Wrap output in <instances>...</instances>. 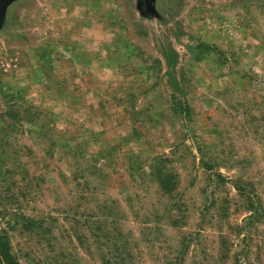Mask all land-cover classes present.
<instances>
[{"label": "rangeland", "instance_id": "374dc122", "mask_svg": "<svg viewBox=\"0 0 264 264\" xmlns=\"http://www.w3.org/2000/svg\"><path fill=\"white\" fill-rule=\"evenodd\" d=\"M136 5L8 6L0 225L12 253L264 264V0H157L159 19Z\"/></svg>", "mask_w": 264, "mask_h": 264}, {"label": "trees", "instance_id": "16d2710c", "mask_svg": "<svg viewBox=\"0 0 264 264\" xmlns=\"http://www.w3.org/2000/svg\"><path fill=\"white\" fill-rule=\"evenodd\" d=\"M164 59L169 69L175 70L178 64V54L172 49L163 52ZM167 175H160V183L165 181ZM163 189V187H162ZM0 264H19L12 253L9 237L4 228L0 225Z\"/></svg>", "mask_w": 264, "mask_h": 264}, {"label": "water", "instance_id": "95a60500", "mask_svg": "<svg viewBox=\"0 0 264 264\" xmlns=\"http://www.w3.org/2000/svg\"><path fill=\"white\" fill-rule=\"evenodd\" d=\"M15 0H0V28L3 26L5 20V14L8 6ZM157 0H137V12L148 18H160V15L156 8Z\"/></svg>", "mask_w": 264, "mask_h": 264}]
</instances>
